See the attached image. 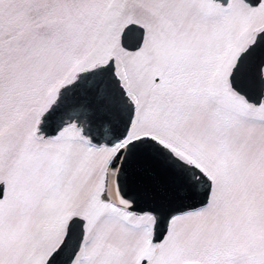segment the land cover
I'll return each instance as SVG.
<instances>
[{
  "label": "snow or ice",
  "instance_id": "1",
  "mask_svg": "<svg viewBox=\"0 0 264 264\" xmlns=\"http://www.w3.org/2000/svg\"><path fill=\"white\" fill-rule=\"evenodd\" d=\"M0 264H264V0H0Z\"/></svg>",
  "mask_w": 264,
  "mask_h": 264
}]
</instances>
